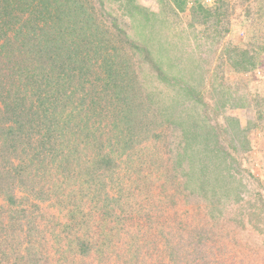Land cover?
Instances as JSON below:
<instances>
[{
	"label": "rangeland",
	"instance_id": "obj_1",
	"mask_svg": "<svg viewBox=\"0 0 264 264\" xmlns=\"http://www.w3.org/2000/svg\"><path fill=\"white\" fill-rule=\"evenodd\" d=\"M0 214L19 264H264V0H0Z\"/></svg>",
	"mask_w": 264,
	"mask_h": 264
},
{
	"label": "trees",
	"instance_id": "obj_2",
	"mask_svg": "<svg viewBox=\"0 0 264 264\" xmlns=\"http://www.w3.org/2000/svg\"><path fill=\"white\" fill-rule=\"evenodd\" d=\"M247 63H250V61L249 62H246V64ZM8 108L10 109V111H12V112L15 113L16 117L19 115V112H17L16 107L9 106ZM13 118H15V117H13ZM9 141L11 142V146L13 145L14 149L17 148V144L15 143L14 138H12ZM16 159L17 158H14V160L12 159L11 161H10V159H6L5 162L3 160L1 162L2 169H5V170L12 169L13 171H16V169L14 170L13 168L15 166L19 165V163L21 162L20 158H19L18 162H16ZM15 162L17 164H14ZM18 173H19V170L16 171V174H18ZM14 174H15V172H14ZM15 196H16V194H15ZM8 227H9V225H7V216H3L2 217V214H0V250H2L4 247H6L7 241H9V243L11 242V239H9L10 238L9 233L8 232H5ZM88 242H89V240H88ZM88 245H89V243H88ZM89 249L90 248H88L87 250H85L87 252V254L89 253V251H88ZM24 257L25 256H22V254L19 253L17 255L16 259L11 260V257L9 255L5 254V252H0V264H19L20 261H22V263H24V261H25ZM117 264H123V263H120L119 262Z\"/></svg>",
	"mask_w": 264,
	"mask_h": 264
}]
</instances>
